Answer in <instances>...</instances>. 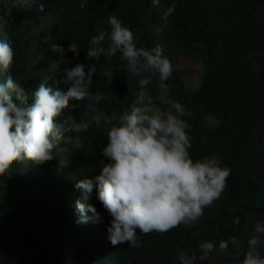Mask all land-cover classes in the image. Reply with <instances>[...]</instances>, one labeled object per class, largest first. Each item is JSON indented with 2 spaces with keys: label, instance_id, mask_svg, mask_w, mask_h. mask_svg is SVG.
<instances>
[{
  "label": "trees",
  "instance_id": "16d2710c",
  "mask_svg": "<svg viewBox=\"0 0 264 264\" xmlns=\"http://www.w3.org/2000/svg\"><path fill=\"white\" fill-rule=\"evenodd\" d=\"M79 4L0 0V38L12 42L11 74L26 93L41 83L63 89L64 68L88 63L119 69L107 84L94 77L91 91L104 96L96 105L99 111L120 114L141 90L154 96L158 80L141 89L119 54L86 59L91 38L100 30L110 34L105 21L115 14L133 31L139 47L160 46L173 63L170 95L192 113L185 118L191 124L192 158L217 155L231 175L221 198L194 225L148 235L138 230L142 247H114L107 232L112 218L95 191L85 203L95 205L101 218L96 220L86 209L85 223L77 208L78 201L84 202L82 193L75 188L78 181L99 175L102 162H107L100 156L107 131L83 134L86 149L77 150L66 139L45 164L14 163L0 177V264H179L183 252L201 254L202 241L218 247L220 240L233 238L247 251L254 225L264 222V0H161L154 9L151 0H87L84 8ZM173 4L176 11L165 21L164 13ZM73 42L80 47L78 54L67 51ZM182 58L197 61L203 69L193 90L176 68ZM85 110L86 105L65 110L60 119L79 121ZM207 117L214 125L207 124ZM237 216L238 226L233 224ZM236 250L229 244V253ZM203 264H232V258L215 252Z\"/></svg>",
  "mask_w": 264,
  "mask_h": 264
},
{
  "label": "clouds",
  "instance_id": "9594fccd",
  "mask_svg": "<svg viewBox=\"0 0 264 264\" xmlns=\"http://www.w3.org/2000/svg\"><path fill=\"white\" fill-rule=\"evenodd\" d=\"M86 3L87 0H80L79 6L84 8ZM160 3L161 0H151L153 9ZM175 11L173 4L164 13L165 21ZM105 23L111 32L100 30L91 38L87 61L111 59L119 54L127 73L138 78L141 89L158 80L155 95L138 91L122 113H103L96 105L104 96L91 91L94 77L106 79L107 84L114 78V69H119L89 67L88 63L64 68L63 89L41 83L34 92L26 93L11 74L12 42L0 38V177H5L14 163L45 164L52 158L55 146L66 139L77 150L86 149L83 134L105 129L107 144L100 156L107 162H102L95 178H84L75 184L84 201L77 202L82 214L80 222H88L86 209L96 220L101 218L95 205L85 203L95 191L112 218L107 228L111 245L140 248L138 230L143 235L167 233L200 220L205 209L221 198L231 169L222 166L217 155L192 158L191 124L185 119L192 113L170 95L168 81L174 66L164 49L139 47L133 31L115 14L109 15ZM79 50L75 42L68 45L67 51L78 54ZM83 105V119H60L65 110L71 112ZM73 132L75 137L67 136ZM240 223V218L235 217L233 224ZM229 244L237 246L235 253H229ZM199 250V255L181 253L179 264H203L215 252L231 255L232 264H264V222L254 225L247 239V251H241L236 238L220 240L218 247L211 241H202Z\"/></svg>",
  "mask_w": 264,
  "mask_h": 264
},
{
  "label": "rangeland",
  "instance_id": "374dc122",
  "mask_svg": "<svg viewBox=\"0 0 264 264\" xmlns=\"http://www.w3.org/2000/svg\"><path fill=\"white\" fill-rule=\"evenodd\" d=\"M23 56V52L21 53ZM176 68L183 74L186 86L189 90L198 87L202 79V67L200 63L191 58H182L177 61ZM215 121L211 117H207V124L214 125Z\"/></svg>",
  "mask_w": 264,
  "mask_h": 264
}]
</instances>
